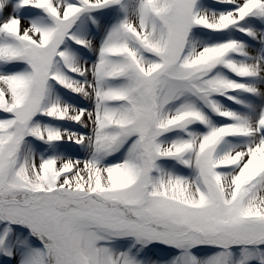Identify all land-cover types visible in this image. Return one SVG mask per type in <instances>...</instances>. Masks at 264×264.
Instances as JSON below:
<instances>
[{
	"label": "snow or ice",
	"instance_id": "obj_1",
	"mask_svg": "<svg viewBox=\"0 0 264 264\" xmlns=\"http://www.w3.org/2000/svg\"><path fill=\"white\" fill-rule=\"evenodd\" d=\"M0 264H264V0H0Z\"/></svg>",
	"mask_w": 264,
	"mask_h": 264
}]
</instances>
